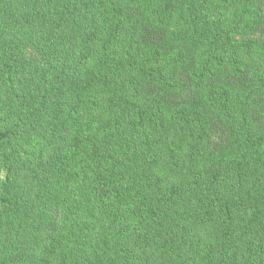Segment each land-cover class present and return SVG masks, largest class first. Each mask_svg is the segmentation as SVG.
Segmentation results:
<instances>
[{"label":"trees","instance_id":"obj_1","mask_svg":"<svg viewBox=\"0 0 264 264\" xmlns=\"http://www.w3.org/2000/svg\"><path fill=\"white\" fill-rule=\"evenodd\" d=\"M0 264H264V0H0Z\"/></svg>","mask_w":264,"mask_h":264}]
</instances>
